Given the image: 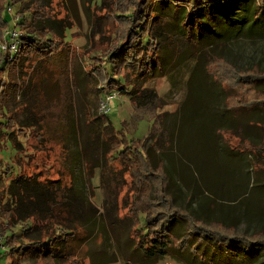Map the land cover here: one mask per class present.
Listing matches in <instances>:
<instances>
[{
    "label": "trees",
    "instance_id": "16d2710c",
    "mask_svg": "<svg viewBox=\"0 0 264 264\" xmlns=\"http://www.w3.org/2000/svg\"><path fill=\"white\" fill-rule=\"evenodd\" d=\"M57 1L63 8L62 14L55 9L59 2L55 4L54 0H0V41L8 28L17 32L16 52L10 55L7 49H0V153L11 152L9 161L0 163V247L2 241L6 244V248L0 249V260L9 258L5 264H22L24 258L34 259V264H80L77 251L94 237L95 220L91 214L79 211L84 204L92 209L90 197L94 196L92 182L97 170L99 184L114 206L127 204L124 199L128 195L132 198L128 215L134 226L128 238L145 263L159 264L166 256L181 261V257L187 256L184 259L193 261L189 264H264L263 231L237 232L231 224L206 220L191 209L175 205L171 177L151 149L156 139L147 147L146 138L128 142L108 115L98 112L91 116L89 109H84L83 114L84 125L90 127L80 134L65 95L69 94V86H77L79 81L76 83L75 78L82 73L94 92L108 93L115 87L132 101L150 102L157 96L153 89L144 87L150 78L170 73L189 57H198L201 51L224 45L241 30L264 35V27L254 23L257 11H264V0H258L262 7H258L257 0H239L241 4L233 14L216 21L208 17L212 31L201 24L198 28V19L195 27L192 19L203 10L233 0H120L123 3L117 5L115 23L110 26L109 22L104 23L98 32L97 40L100 35L112 33L108 39L110 47L101 52L99 47L92 46L95 53L88 57L86 66L68 54L67 31L77 25V1ZM68 4L75 8L73 13ZM7 6L17 16L14 23L6 12ZM186 21L189 29L185 32L182 26ZM165 26L168 29L164 35L175 32L180 36L177 38L184 39L185 33L186 39H190L191 43L184 42L187 56L186 49L180 52L162 39V33L155 32ZM4 39L8 45V39ZM204 53L207 59L204 71L221 89V111L229 115L232 125L217 132L236 134L240 127H253L251 122L258 120L250 121V114L264 111V70L237 69L219 55L209 57ZM50 65L56 74L50 72ZM48 80L53 86L51 96ZM63 89L66 91L61 95ZM24 93H28L26 100L20 98ZM63 96L67 106L63 109L62 124L55 126L50 136L44 120L45 109ZM32 98L35 104L32 101L28 104ZM28 109L33 116L20 117ZM24 126L29 131L23 132ZM261 126L259 129H264L263 123ZM20 134L25 137L24 143L18 138ZM236 135L239 138L236 147L257 159L261 157L264 164V145ZM53 136L62 150L63 158L58 161L61 171L52 176L41 169H29L28 157L44 150H37L38 144L26 143L36 137L43 146ZM79 141L82 150L68 147L69 142ZM49 149L52 150L51 146ZM257 165L255 162L253 169ZM76 169L86 177L81 183ZM123 189L125 193L121 196ZM19 222L23 237L34 230L39 237L19 242L16 232L11 230L13 223ZM177 222L181 226H173ZM180 228L181 233L177 232ZM195 236L198 238L190 244ZM193 249H197L199 256ZM92 260L94 264H102ZM112 261L105 260L104 264Z\"/></svg>",
    "mask_w": 264,
    "mask_h": 264
},
{
    "label": "rangeland",
    "instance_id": "374dc122",
    "mask_svg": "<svg viewBox=\"0 0 264 264\" xmlns=\"http://www.w3.org/2000/svg\"><path fill=\"white\" fill-rule=\"evenodd\" d=\"M76 1L78 22L76 26L67 31L68 54L77 57L86 66L89 62L88 57L95 53L92 46L99 47L98 50L101 52H104V48L106 50L110 47L108 39L112 33L100 35L99 40H97L98 32L104 23L109 22L108 26L115 23L117 18H114V14L117 5L119 2L120 4L123 2L120 0ZM58 2L54 0L55 4ZM256 3L258 7L263 6L261 1L257 0ZM58 4L55 9L62 14L63 8L60 2ZM240 4L239 0H233L227 5L203 10L192 19L193 24L196 27V19H198V28L201 24L205 29L212 31L210 27L212 24L208 21L211 16L213 21H216L221 16L231 15ZM68 6L70 13H73L75 8L69 4ZM244 8L247 9L245 6ZM102 13L103 15H101ZM248 17L250 18V12H248ZM255 19H257L255 24L264 27V11H257ZM163 28L157 29L158 31L155 29V32L162 33V39L170 46L179 48L180 52L186 49L184 42L191 43L190 39H186L185 33L184 39H179L177 37L180 36L173 30L172 32L175 34L167 32L170 34L164 35L168 28L166 26ZM182 28L185 32L189 29L187 21ZM159 33L158 37H160ZM185 52L187 56V49ZM204 52L209 57L219 55L225 58L237 69L264 70V35L262 34L241 30L224 45L212 47ZM204 52L201 51L200 55L194 59L189 57L183 64L166 75L150 78L144 87L153 89L157 94L156 98L150 102L132 101L128 95L122 94L119 89L114 87L112 91L116 93V97L113 100V110L108 114V117L115 129L121 131L128 142L137 143L146 138L147 147V144L156 139L151 149L155 152V158L164 163L171 177L175 205L180 208L191 209L206 220H220L226 224H231L237 232L251 233L257 230L264 232L263 159L261 157L257 159L254 155L246 153L243 148L236 147L239 139L236 134L257 145H264V129H259L262 127L261 123L264 124V111H254L250 114L248 117L250 121L258 120V122H251L253 127L245 129L240 127L236 134L228 133L225 130L222 133L217 132L218 129H227L232 125L229 115L221 111L223 105L221 89L204 71L207 60L204 57ZM200 56L203 57L200 58ZM49 70L52 74L57 73L52 70L51 65ZM77 81H79L77 86L72 85V88L69 86V94L66 93L65 95L67 96L66 102L70 105V114L76 120L75 126L81 134L89 126L84 125L83 110L89 109L87 112L89 111L91 116L98 115L99 102L104 92H94L82 73L78 77L76 76L75 82L77 83ZM51 84L48 80L47 87L50 96L53 89ZM65 91L66 89H63L61 95ZM27 97L28 93L20 96L21 99L25 100ZM40 100L41 98L37 102ZM60 100L61 102H59ZM60 100L58 103H56L57 100H53L45 109L47 116L44 117V120L48 123L50 136L53 134H51L53 128L62 124L61 117H64L63 109L66 108L65 105L67 106V104L64 101V96ZM30 101L35 104L33 98L28 99V104L32 103ZM40 107L41 105L38 104V108ZM33 109L36 110V108ZM21 115L20 117L23 118H31L33 113H31V109H28ZM35 117L36 120L39 119V117ZM22 131L27 132L29 128L24 126ZM40 131L39 133L42 134V130ZM150 131L151 134H149ZM31 132L35 134L32 129ZM18 138L24 143L23 134H20ZM55 139L53 136V139L44 142L46 144L43 146L36 137L26 143L27 145L38 144L37 150H46V152L41 151L39 153L35 151L33 155L28 157L29 169H41L43 173L52 176H56V173L61 171L58 161L63 158L62 150L61 146L58 147L59 142ZM49 146L52 150L49 149ZM68 147L82 150L83 144L80 141L77 144L69 142ZM93 155L97 157L95 153ZM10 156L11 152L0 153V163L8 162ZM255 162L258 165L253 169ZM95 173L92 182L94 196L90 197L93 203L92 209L84 204L79 211L83 215L91 214V218H94L95 235L77 251L78 261L80 264H94L92 260L94 259L96 262L104 264L105 260L112 261L115 258V261L108 264H149L141 260L140 256L136 254L132 242L128 238V233L134 226L128 215V207L132 198L128 195L129 197L124 199L127 204L119 203V207L114 206L105 189L99 184L98 171L96 170ZM76 175L80 176L81 179L78 178L80 183L82 179L86 178L83 171L80 173L78 169H76ZM124 193L125 189L120 195L122 196ZM91 211L93 214L90 213ZM21 224L22 222L13 223L11 227V230L16 232L19 242H25L28 238L37 239L39 237L35 230L23 237L20 234ZM179 225L181 226L177 222L173 226L179 227ZM182 230L183 228H180L177 232L181 233ZM196 238L198 237L192 238L190 244ZM5 245L2 241L0 249L6 248ZM193 250V253L199 256L200 253L196 252L197 249ZM184 258L187 256L181 257V261H178L171 256H166L158 263L189 264L193 262L192 259L189 262ZM9 260V258H4L0 262L5 264ZM21 263L34 264L35 261L32 258H24Z\"/></svg>",
    "mask_w": 264,
    "mask_h": 264
},
{
    "label": "built area",
    "instance_id": "2783aa9c",
    "mask_svg": "<svg viewBox=\"0 0 264 264\" xmlns=\"http://www.w3.org/2000/svg\"><path fill=\"white\" fill-rule=\"evenodd\" d=\"M6 12L10 15L12 22L14 23L17 20V16L14 15L13 10L10 6L6 7ZM17 32L14 29L8 28L4 31L3 34V40L0 41V49L2 51L9 52L10 55H13L17 50V45L15 42ZM6 37L9 41V44L7 45L6 40L4 39ZM116 97V93L114 91L105 93L102 95L99 106H98V112L103 115H108L113 110L114 106V98Z\"/></svg>",
    "mask_w": 264,
    "mask_h": 264
}]
</instances>
